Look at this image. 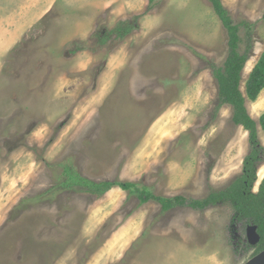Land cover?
<instances>
[{"label": "rangeland", "instance_id": "obj_1", "mask_svg": "<svg viewBox=\"0 0 264 264\" xmlns=\"http://www.w3.org/2000/svg\"><path fill=\"white\" fill-rule=\"evenodd\" d=\"M148 1L0 0V264H243L256 255L258 243L243 250L246 230L227 202L162 211L116 186L96 197L63 185L66 170L202 199L241 173L248 134L230 106L217 108L209 67L223 65L226 30L207 0H180L166 15L161 1L146 11ZM221 1L234 22L254 24L245 81L264 51V0ZM133 17L138 29L101 42ZM246 107L257 119L264 89Z\"/></svg>", "mask_w": 264, "mask_h": 264}, {"label": "trees", "instance_id": "obj_2", "mask_svg": "<svg viewBox=\"0 0 264 264\" xmlns=\"http://www.w3.org/2000/svg\"><path fill=\"white\" fill-rule=\"evenodd\" d=\"M159 1L161 0H149L146 11L153 8ZM208 1L227 33V55L223 65L217 66L213 63L209 65L218 86L217 108L223 105L230 106L232 122L235 125L242 126L248 134L249 151L243 158L241 173L227 187L212 191L202 199H187L183 195L159 196L148 188L139 187L136 183L130 181L102 180L97 182L73 174L68 175L66 170L67 179L63 185H66V188L71 187L72 184L79 185L83 191L96 197H100L116 186L129 194H136L140 204L150 200L156 201L162 211L176 206H188L195 210H204L219 202H227L233 209V223L240 222L245 230L248 225L257 226V232L260 235L255 250V254H257L264 249V176L256 192L253 191V186L257 178V167L264 161V146L259 137L260 131L264 133V112L257 119L253 118L248 112L246 101L256 100L259 93L264 89V51L261 52L244 81L242 72L249 59L254 24L246 19L234 22L221 0ZM137 20L138 17H133L117 22L113 28L108 30V34L99 36L101 42L105 43L110 36H113L116 40L124 39L125 36L139 28ZM262 20L264 22V10ZM241 28L245 30L244 36L247 41V46L243 51L240 50L244 40L240 34ZM242 82H244V89H242ZM249 247L250 244L246 239L243 250L246 251Z\"/></svg>", "mask_w": 264, "mask_h": 264}, {"label": "water", "instance_id": "obj_3", "mask_svg": "<svg viewBox=\"0 0 264 264\" xmlns=\"http://www.w3.org/2000/svg\"><path fill=\"white\" fill-rule=\"evenodd\" d=\"M256 181H257V178H256ZM246 237H247L248 243L251 245H255L256 243L259 242L260 235L257 232L256 225H248L246 227ZM243 264H264V249L260 251L259 253H257L256 255L249 258Z\"/></svg>", "mask_w": 264, "mask_h": 264}, {"label": "crops", "instance_id": "obj_4", "mask_svg": "<svg viewBox=\"0 0 264 264\" xmlns=\"http://www.w3.org/2000/svg\"><path fill=\"white\" fill-rule=\"evenodd\" d=\"M186 1V0H185ZM208 1V0H207ZM148 4V3H147ZM183 4L182 1L180 0H161L160 5L162 7L160 8H155L156 11H158L159 9H161V11L159 13H162L163 15H166L170 12L171 9L175 8L176 10H179L178 8L180 7V5ZM163 10V11H162ZM155 11V10H154ZM147 13V12H146ZM155 14V12H154ZM135 31V30H134ZM235 125V124H234Z\"/></svg>", "mask_w": 264, "mask_h": 264}, {"label": "bare ground", "instance_id": "obj_5", "mask_svg": "<svg viewBox=\"0 0 264 264\" xmlns=\"http://www.w3.org/2000/svg\"><path fill=\"white\" fill-rule=\"evenodd\" d=\"M262 98V97H261ZM254 109L255 106L253 107ZM240 130V129H239ZM240 133V132H239ZM243 133V132H242ZM241 134V133H240ZM245 134V133H244ZM246 135V134H245ZM244 135V136H245ZM241 137V136H240ZM243 137V136H242ZM242 137H241V140H242ZM240 139V138H239ZM257 173H258V176H259V179L262 178L264 176V161L257 167Z\"/></svg>", "mask_w": 264, "mask_h": 264}, {"label": "flooded vegetation", "instance_id": "obj_6", "mask_svg": "<svg viewBox=\"0 0 264 264\" xmlns=\"http://www.w3.org/2000/svg\"><path fill=\"white\" fill-rule=\"evenodd\" d=\"M257 175H258V173H257ZM258 178H259V176H258ZM261 179V178H260Z\"/></svg>", "mask_w": 264, "mask_h": 264}]
</instances>
